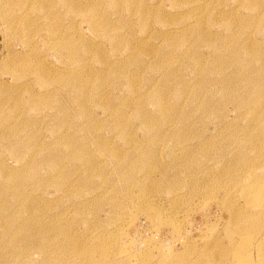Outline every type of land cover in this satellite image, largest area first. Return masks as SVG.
Returning <instances> with one entry per match:
<instances>
[{
    "label": "rangeland",
    "instance_id": "374dc122",
    "mask_svg": "<svg viewBox=\"0 0 264 264\" xmlns=\"http://www.w3.org/2000/svg\"><path fill=\"white\" fill-rule=\"evenodd\" d=\"M262 119L264 0H0V264H264Z\"/></svg>",
    "mask_w": 264,
    "mask_h": 264
},
{
    "label": "bare ground",
    "instance_id": "6f19581e",
    "mask_svg": "<svg viewBox=\"0 0 264 264\" xmlns=\"http://www.w3.org/2000/svg\"><path fill=\"white\" fill-rule=\"evenodd\" d=\"M116 36L119 37L118 35H115L114 40H115V38H117ZM112 38H113V37H112ZM56 40H57V39H56ZM58 44H60V43H58ZM126 45H127V46L130 45V43H127ZM131 46H132V45H131ZM126 48H127V47H126ZM128 49H129V48H128ZM123 59H124V58H123ZM110 67H112V66H110ZM133 75H134V74H133ZM81 78H82V77H81ZM74 80H76V83L79 82V80H77V79H74ZM72 81H73V80H72ZM156 81H157V80H156ZM79 84H80V83H79ZM77 85H78V84H77ZM149 91H150V90H149ZM82 96H83V95H82ZM160 96H161V95H160ZM157 97H158V96H157ZM81 98H83V97H81ZM159 102H160V101H159ZM161 102H162V101H161ZM163 103H164V102H163ZM160 105H162V104H160ZM163 105H164V104H163ZM159 107H160V106H159ZM165 107H166V106H165ZM162 108H164V106H163ZM140 112H141V110H140ZM262 118H263V117H262ZM146 119H147V118H146ZM262 120H263V119H262ZM263 121H264V120H263ZM263 121H262V123H263ZM119 122H120V120H119ZM147 123L149 124V121H148ZM260 124H261V123H260ZM118 125H119V124H118ZM261 125H262V124H261ZM142 126H143V125H142ZM146 126H147V124H146ZM153 215H154V214H153ZM153 215H152V216H153ZM154 217H155V216H154ZM149 218H150V219H151V218L153 219V217H151V216H150ZM154 219H155V218H154ZM154 221H155V220H154ZM152 222H153V221H152ZM156 222H157V221H155V223H156ZM155 223H153V224H155ZM163 223H164V222H163ZM154 227H155V226H154ZM163 227H164V226H163ZM166 227H168V226H166ZM171 228H172V227H171ZM153 229L155 230L156 228H153ZM174 230H175V229H174Z\"/></svg>",
    "mask_w": 264,
    "mask_h": 264
}]
</instances>
